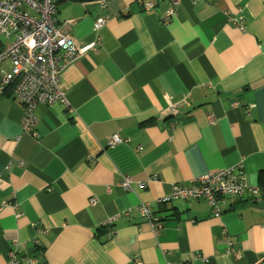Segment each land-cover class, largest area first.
<instances>
[{"label":"crops","instance_id":"crops-1","mask_svg":"<svg viewBox=\"0 0 264 264\" xmlns=\"http://www.w3.org/2000/svg\"><path fill=\"white\" fill-rule=\"evenodd\" d=\"M106 1H57L83 42L110 16L61 74L69 107L38 104L27 130L11 88L0 97V264L15 249L26 264H264V0ZM224 169L258 192L225 196L220 216L205 198L160 203Z\"/></svg>","mask_w":264,"mask_h":264},{"label":"built area","instance_id":"built-area-1","mask_svg":"<svg viewBox=\"0 0 264 264\" xmlns=\"http://www.w3.org/2000/svg\"><path fill=\"white\" fill-rule=\"evenodd\" d=\"M57 1L0 0V36L5 38L0 49V63L3 64L0 66V97L7 88H12L14 98L23 105V126L27 130L36 125L35 108L38 104H62L69 107L66 92L60 85L61 74L68 64L89 50L98 48L103 38L101 29L110 18L109 14L97 17L93 22L94 40L83 42L69 33L65 25L57 23ZM174 1L178 3L180 0ZM101 5L106 8L107 1L101 0ZM143 5L146 10L154 7L151 1ZM173 13L174 9L168 10L167 21ZM172 111L175 109L172 108ZM129 138V134L123 136L115 133L109 137L108 144L126 142ZM123 186L131 189L129 178L125 179ZM246 188H250L253 193L258 192V188L247 186L240 173L224 169L195 178L187 185L175 184L172 193L159 201L166 203L177 198H205L209 201L212 213L220 216L223 213V198L241 195ZM95 202L96 199L92 198L91 203ZM8 204V201L0 202V211ZM136 208L155 227L160 228L150 204L141 203ZM228 245L232 249L233 241H229ZM7 264L26 262L15 249L10 253ZM29 264H35V260H30ZM166 264L174 262L167 259Z\"/></svg>","mask_w":264,"mask_h":264},{"label":"water","instance_id":"water-1","mask_svg":"<svg viewBox=\"0 0 264 264\" xmlns=\"http://www.w3.org/2000/svg\"><path fill=\"white\" fill-rule=\"evenodd\" d=\"M256 206L259 208H264V199L257 200L256 201Z\"/></svg>","mask_w":264,"mask_h":264},{"label":"trees","instance_id":"trees-1","mask_svg":"<svg viewBox=\"0 0 264 264\" xmlns=\"http://www.w3.org/2000/svg\"><path fill=\"white\" fill-rule=\"evenodd\" d=\"M2 37H3V36H2ZM3 38H4V37H3ZM4 41H5V38H4ZM3 43H4V42L2 41V47H3ZM2 47H1V48H2ZM1 48H0V49H1ZM9 88H11V87H9ZM11 91H12V88H11ZM262 178H263V188H264V170L262 171Z\"/></svg>","mask_w":264,"mask_h":264},{"label":"rangeland","instance_id":"rangeland-1","mask_svg":"<svg viewBox=\"0 0 264 264\" xmlns=\"http://www.w3.org/2000/svg\"><path fill=\"white\" fill-rule=\"evenodd\" d=\"M2 39H3V37H2Z\"/></svg>","mask_w":264,"mask_h":264}]
</instances>
